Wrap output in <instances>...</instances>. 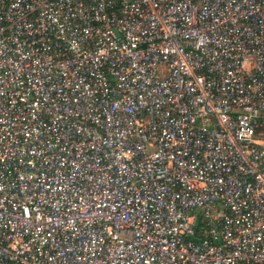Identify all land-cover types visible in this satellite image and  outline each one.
Returning a JSON list of instances; mask_svg holds the SVG:
<instances>
[{"label":"built area","instance_id":"obj_1","mask_svg":"<svg viewBox=\"0 0 264 264\" xmlns=\"http://www.w3.org/2000/svg\"><path fill=\"white\" fill-rule=\"evenodd\" d=\"M264 0H0V264H264Z\"/></svg>","mask_w":264,"mask_h":264},{"label":"rangeland","instance_id":"obj_2","mask_svg":"<svg viewBox=\"0 0 264 264\" xmlns=\"http://www.w3.org/2000/svg\"><path fill=\"white\" fill-rule=\"evenodd\" d=\"M260 125H261V130L257 134V137L264 143V118L262 119Z\"/></svg>","mask_w":264,"mask_h":264},{"label":"trees","instance_id":"obj_3","mask_svg":"<svg viewBox=\"0 0 264 264\" xmlns=\"http://www.w3.org/2000/svg\"><path fill=\"white\" fill-rule=\"evenodd\" d=\"M260 130H261V125L259 124L258 126H256L255 131H256L257 133H259Z\"/></svg>","mask_w":264,"mask_h":264}]
</instances>
